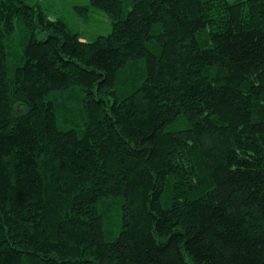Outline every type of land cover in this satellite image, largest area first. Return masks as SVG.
Returning a JSON list of instances; mask_svg holds the SVG:
<instances>
[{
	"label": "trees",
	"instance_id": "trees-1",
	"mask_svg": "<svg viewBox=\"0 0 264 264\" xmlns=\"http://www.w3.org/2000/svg\"><path fill=\"white\" fill-rule=\"evenodd\" d=\"M75 7L0 0V264H264V0Z\"/></svg>",
	"mask_w": 264,
	"mask_h": 264
},
{
	"label": "rangeland",
	"instance_id": "rangeland-1",
	"mask_svg": "<svg viewBox=\"0 0 264 264\" xmlns=\"http://www.w3.org/2000/svg\"><path fill=\"white\" fill-rule=\"evenodd\" d=\"M48 15L54 14L65 16L73 25L77 24L86 37H92L100 32H106L108 28V19L101 12H92L88 8H82V15L76 11V4L86 3V0H41Z\"/></svg>",
	"mask_w": 264,
	"mask_h": 264
}]
</instances>
